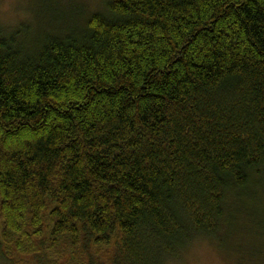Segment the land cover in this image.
<instances>
[{
    "label": "trees",
    "instance_id": "obj_1",
    "mask_svg": "<svg viewBox=\"0 0 264 264\" xmlns=\"http://www.w3.org/2000/svg\"><path fill=\"white\" fill-rule=\"evenodd\" d=\"M99 2L0 27L12 264H165L264 173V0Z\"/></svg>",
    "mask_w": 264,
    "mask_h": 264
},
{
    "label": "rangeland",
    "instance_id": "obj_2",
    "mask_svg": "<svg viewBox=\"0 0 264 264\" xmlns=\"http://www.w3.org/2000/svg\"><path fill=\"white\" fill-rule=\"evenodd\" d=\"M99 5L98 0H0V27L13 28L29 21L34 30L40 25L60 30L63 19L82 9L87 14ZM60 14L64 16L60 18ZM230 198L233 203L229 204L228 221L220 235L193 240L178 259L165 264H264V173L255 178L248 193L240 194L239 201ZM36 260L48 263L44 257ZM0 264L12 263L0 255Z\"/></svg>",
    "mask_w": 264,
    "mask_h": 264
}]
</instances>
